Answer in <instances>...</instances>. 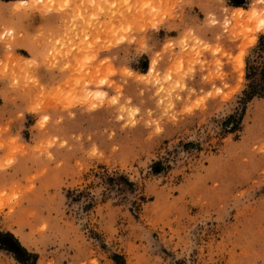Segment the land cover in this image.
<instances>
[{
  "label": "rangeland",
  "instance_id": "374dc122",
  "mask_svg": "<svg viewBox=\"0 0 264 264\" xmlns=\"http://www.w3.org/2000/svg\"><path fill=\"white\" fill-rule=\"evenodd\" d=\"M262 19L0 0V264H264Z\"/></svg>",
  "mask_w": 264,
  "mask_h": 264
},
{
  "label": "bare ground",
  "instance_id": "6f19581e",
  "mask_svg": "<svg viewBox=\"0 0 264 264\" xmlns=\"http://www.w3.org/2000/svg\"><path fill=\"white\" fill-rule=\"evenodd\" d=\"M23 3H26V2H23ZM262 21H264V19H262V20L260 21V27L264 30V24L261 23ZM250 43L253 45V44L255 43V39H254V40H251Z\"/></svg>",
  "mask_w": 264,
  "mask_h": 264
},
{
  "label": "snow or ice",
  "instance_id": "6c2138e0",
  "mask_svg": "<svg viewBox=\"0 0 264 264\" xmlns=\"http://www.w3.org/2000/svg\"><path fill=\"white\" fill-rule=\"evenodd\" d=\"M262 3H264V0H262ZM262 24H264V21L261 22ZM128 75H131L130 73ZM45 119H47V117H45Z\"/></svg>",
  "mask_w": 264,
  "mask_h": 264
}]
</instances>
